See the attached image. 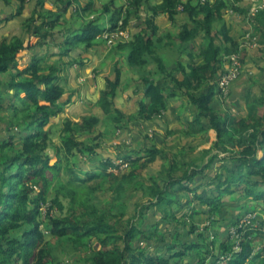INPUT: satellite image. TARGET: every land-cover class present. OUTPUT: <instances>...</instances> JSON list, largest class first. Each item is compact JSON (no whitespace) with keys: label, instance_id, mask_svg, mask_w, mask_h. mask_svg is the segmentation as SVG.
Returning a JSON list of instances; mask_svg holds the SVG:
<instances>
[{"label":"trees","instance_id":"1","mask_svg":"<svg viewBox=\"0 0 264 264\" xmlns=\"http://www.w3.org/2000/svg\"><path fill=\"white\" fill-rule=\"evenodd\" d=\"M5 1L11 3L13 0ZM20 1L22 7L18 14H21L23 5L30 2ZM54 1L57 9L48 10V0H35L32 15L25 19V34L38 39L34 45L42 47L48 43L58 26L67 21L66 14L74 6L72 19L80 15L84 22L90 14L98 15L84 22L82 28L69 29L73 31V39L67 37L70 47L74 40L75 44L90 48L100 34L115 30L121 20L122 28L126 29L131 21H139V32L130 41L119 42L115 46V49L128 51L127 62L132 67L146 68L152 61L157 64V71L145 70L143 75L145 97L149 102H140L136 120L139 124L150 123L163 115L169 98L178 93L177 90H168V80L174 77L178 84L174 87L185 92L198 111L196 120L203 129H214L216 139L213 148L204 150L197 161L182 163L177 155L170 159L162 147L150 144L146 134V142L139 149L119 154L130 162L132 169L115 173L112 170L115 166L113 159H100V140L103 136L102 133L93 134L100 122L99 116H85L79 121L70 118L59 123L52 121L64 112L67 105L63 100L66 91L58 83L55 67L44 63L45 58L38 55L28 65L20 67L19 55L33 47L30 40L21 36L10 41L4 39L0 42V119L5 121V127L1 129L8 135L0 140V264H57L50 247L60 240L73 242L79 249H89L85 264H220V261L223 264H254L257 261L264 264V220L255 222L252 219L250 223H242V215L256 212L264 216V95L249 105L247 118H236L226 111L218 112L212 106L223 69L222 57L242 48L225 22L229 7L240 10L235 4L238 0L234 3L217 0L205 4L200 0H130L127 5L118 6L110 0L101 8L96 7L95 0L84 4L81 0ZM240 11L248 12L246 9ZM181 14L185 22L176 36L181 43L193 42L199 35H204L198 50L202 61L190 64L189 72L185 64L178 63L177 69L186 74L182 81L174 72L172 75L167 72L159 55L163 41L172 37L171 33L159 36L158 25L161 15H168L169 20L175 23ZM104 17H108L109 27H104ZM257 20L260 24L257 23L255 32L262 33L264 37L261 25L264 11L257 16ZM262 44L264 39L260 44L264 52ZM193 52L190 54L193 55ZM241 53L245 55L246 52L242 49ZM155 74H159L160 78L156 79ZM121 77V67L116 64L97 102L116 128L127 127V121L132 120L131 115L115 107ZM204 118L209 121L207 126L202 124ZM14 123L17 127L13 126ZM47 125H50L48 129L45 128ZM55 125L61 130L62 144L49 147L50 129ZM50 148L55 149L59 156L54 164L51 163ZM220 152L230 154L219 159ZM80 155L87 159L99 158L100 168L89 173V181L98 179V182L87 185L82 180L85 185L77 188L72 181L64 182L60 174L63 169L73 171L77 165L75 159ZM168 158L169 164L157 176H151L148 182L143 181L138 189L141 198L149 197V200L136 202L133 209L126 201L118 214L100 209L97 191L112 190L115 199L119 200L128 194V187L140 180L142 170L158 159L163 161ZM216 161V167L212 168ZM198 176L203 177L202 180H197ZM75 177L77 182L81 181L79 176ZM38 186L40 192L36 190ZM51 189L50 196L53 198L46 228L52 240H46L41 215ZM238 193V203L246 209L242 217L231 221V226L237 227L240 235V251L235 249L237 239L229 233L227 238H219L218 226L222 222L218 216L223 206L233 203L223 197L228 195L231 199ZM184 197L188 207L183 206ZM62 198H70L73 203L77 201L81 212L72 210L65 217L51 216L55 207L59 211L64 209ZM249 199L257 203L256 208L246 206ZM196 201L197 205L206 208L205 213L208 214L204 226L195 223L189 213ZM257 207L262 212H258ZM150 213L155 217L159 214L162 223L166 221L167 226L176 225L175 237L157 239L156 235L162 230L160 225L149 224L145 228V223L151 218ZM189 217L191 221H188ZM94 240L101 244L102 248L98 251L90 247ZM154 241L163 242L162 252L150 250ZM223 256L225 260L221 259ZM210 257L216 260L209 263Z\"/></svg>","mask_w":264,"mask_h":264},{"label":"crops","instance_id":"2","mask_svg":"<svg viewBox=\"0 0 264 264\" xmlns=\"http://www.w3.org/2000/svg\"><path fill=\"white\" fill-rule=\"evenodd\" d=\"M81 1L84 4L88 0ZM102 4L104 3L98 0L96 1L97 8H100ZM21 7L20 0H13L11 3L6 2L5 0H0V42L4 39L10 41L16 36L23 35L25 19L32 15L35 9V3L27 2V4L24 5L21 14H18V10ZM74 8L75 6L67 12V21L63 22L64 25L65 23L70 25L72 20L75 21L72 19L75 10ZM46 9H57L55 1L48 0ZM183 16L184 15L181 14L178 19L179 21L175 23L169 21L168 17L166 18V15L158 17V25L160 26L159 36L171 33L172 37L171 39L168 37L163 41L164 44L160 46L159 55L164 62L167 72L170 75L174 72V75L177 76L180 81L185 79L186 74L184 71H179L177 69L178 63L181 62L185 64L187 72L190 71V64L193 62H196L197 64L200 63L202 58L199 56L198 50L204 37V35L201 34L193 42L185 44L181 43L176 36L178 32L181 31L182 25L185 22L182 20L184 18ZM108 20V17H104L106 23L104 27L110 26ZM225 22L229 28L233 29L236 21L225 15ZM75 23L76 24L72 28H80L81 22L75 21ZM217 27H219V24H217ZM58 29L60 30L55 32V35L49 38V42L42 47L34 45L38 42L37 37L27 35L26 39L30 40V44L33 47L32 49L23 51L19 55V64L20 67H24L32 61L35 55H38L45 58L44 63L55 67L56 74L59 77V83L65 88L67 93V97H63L64 101L67 102L65 107L66 117L73 121H79L82 117L92 114L87 110L90 111L92 108L93 110L95 108L98 109V106H95V103H97L100 98L98 96V91L103 90L102 88L107 86V77L113 74L115 65L119 64L122 70L123 79L121 86H123V88L119 89L115 98V103L118 108L131 115L132 121H137L135 126L123 127V139H129L128 136H131V129L136 131L141 130V132L135 131L136 135L133 139L134 143L137 145L136 148L141 147L143 145V138H141L140 133L144 131L142 128V126H144L146 130H154L157 135L163 134V144L158 143V146L163 148V146L168 145L169 142L166 141L164 134L165 131L161 132L160 129L163 125L168 124L170 128L168 132L169 136H175L178 140H183L180 145L177 144V148L183 149L186 146L195 149V151L197 150V156H200L204 150L208 149V142L211 141L212 143L213 140L216 139L215 130L208 129V132L203 131L204 129L200 122L196 120V114L198 111L189 100H186V93L181 92V90L174 87L178 86L174 77L169 78L168 80V86H170L168 90L170 92L177 90L178 93L174 97L169 98L167 110L153 122L139 124V121L136 120V116L140 107V102H149V99L145 97L143 75L146 73L145 70H150L152 72L157 71V64L152 61L149 66L142 69L130 66L127 62L128 51L118 50L115 49V47H108L106 41L100 35L97 37L95 45L90 48H87L82 44H78L80 46L68 47L65 45L66 47H63L62 45L66 42L67 31L66 28L63 27ZM128 31L129 37L126 41H130L133 38V35L139 32V21L135 20L134 22H131L128 26ZM262 47H264V44H262ZM261 50L262 49L245 50L244 70L226 98L225 104L227 108H229L228 110L231 109V111H233L232 114L230 113L231 111L228 112L231 115H235L236 118L245 116L248 112L249 105L257 98H261L264 95V86H262L264 83V52ZM191 52H193V55L190 54ZM154 77L157 79L159 74L158 76L155 74ZM219 101H221L220 98L214 99L215 103H218ZM95 112H99V109ZM61 115H64V113ZM202 124L207 126L209 124L208 119L204 118ZM198 125L200 126L199 129L197 128ZM113 127V129H115V126ZM158 131L160 132L158 133ZM116 138L117 136H113L112 141ZM127 139L125 141H127ZM108 140H111V138ZM125 143L127 142H123L124 146ZM186 143H189V145ZM198 143H200L199 147L196 145ZM113 144L115 145V142ZM102 146L103 145H101V148ZM105 151L107 152V150ZM170 151H166L167 154H169ZM101 153L102 152L100 151V154ZM123 153H125V151H123ZM172 156H174V153H172ZM172 156L169 154L170 159ZM207 160L208 156L205 157V162H207ZM199 162H201V160ZM202 178L203 177L198 176L197 180H202ZM256 219L255 222H258V219Z\"/></svg>","mask_w":264,"mask_h":264},{"label":"rangeland","instance_id":"3","mask_svg":"<svg viewBox=\"0 0 264 264\" xmlns=\"http://www.w3.org/2000/svg\"><path fill=\"white\" fill-rule=\"evenodd\" d=\"M27 1V0H26ZM35 0H30L31 3H35L34 2ZM54 1V0H52ZM97 1V0H96ZM98 1H101L103 2L104 4H107L109 3L110 0H98ZM115 1V4L117 5H127L128 1L129 0H114ZM229 1V0H228ZM153 2V1H152ZM235 2V0H234ZM233 2V3H234ZM236 6L238 8H240V10H248V12L245 14L243 13L242 11L240 10H235V8L233 7H229L227 10H226V14L227 16L231 17L233 20H235V24L233 26V29L230 28V33L232 34V36L234 37V39L239 43V46H241V50L243 49L244 51L246 49L248 50H260V44H261V40L264 39L262 33L260 35H257V44L255 47H247L245 45H247L245 42V37L248 35V34H252L254 35V32H255V27L257 26V23L260 24V22L257 20V16L262 12L264 11V9H262L260 12H258L257 14H252L251 12V9L253 8V6L255 5V0H238L235 2ZM22 5V3H21ZM117 5V6H118ZM103 7V4L100 6V8ZM126 7V6H125ZM23 8H24V5H23ZM77 8V7H76ZM233 9L234 13L232 14L231 12H229V10ZM77 14V13H76ZM98 13H92L90 14V17L89 18H85L84 19V22L88 21L90 18H93V17H97ZM168 17V15H166V18ZM82 18V17H81ZM80 18V15H75L74 16V20L76 22H81L80 23V27L82 28V25H83V21L81 20ZM169 19V17H168ZM75 21L72 20L71 24H66L65 25L63 24L62 26H58V28L60 27H63V28H66V31H69L70 28H72L76 23ZM135 21V20H134ZM134 21H131V22H134ZM171 21V20H169ZM63 22H66V21H63ZM121 22V21H120ZM177 24V23H176ZM262 25V31L264 30V21L261 23ZM65 26V27H64ZM56 29V32L59 31L60 29ZM261 31V32H262ZM72 32L69 31V33L66 35V42L64 45H62L63 47L65 45H67L68 47H70V45L67 43V37L70 36L71 38L73 37L72 36ZM180 33V32H178ZM256 33V32H255ZM257 34V33H256ZM26 34H25V31H23V35H21V37L23 38H26ZM73 39V38H72ZM105 40V39H104ZM106 41V40H105ZM72 43V46H80L78 44H75L76 41L72 40L71 41ZM106 44L108 47H115L116 45H109L108 42L106 41ZM71 46V47H72ZM66 47V46H65ZM241 50L238 51L239 54H241L242 58H243V68H242V71H241V74L244 70V58L243 57L244 55L241 53ZM223 58V61L225 60V56L222 57ZM225 69L226 67L224 66V63H223V69L222 71L220 72L219 75H222L224 72H225ZM114 71V70H113ZM241 76V75H240ZM239 76V78H240ZM239 78L235 81L237 82L239 80ZM122 79L123 77H121V84H122ZM219 80V79H218ZM235 82L232 84L231 86V89L233 88V85L235 84ZM59 83V81H58ZM120 84V88L122 89L123 86H121ZM264 84V83H263ZM262 84V86H264ZM206 86V85H205ZM107 86H105L106 88ZM104 89V88H102ZM231 89H230V92H231ZM66 91V90H65ZM99 94L98 96L100 97L101 96V91H98ZM168 93V92H166ZM67 93L65 92L64 96L67 97L66 95ZM220 96V97H219ZM64 97V98H66ZM186 100H189V96L186 94ZM259 97V96H258ZM218 99L220 98L221 101H219L218 103H215L213 102L212 103V106L213 108H215V110H217L218 112H228V111H231L228 110L229 108H227L226 104H225V101H226V98L227 96H223L220 92V85L219 83H217V88H216V93H215V97L214 99ZM258 99V98H257ZM256 99V100H257ZM260 99V98H259ZM64 100V99H63ZM99 100V99H98ZM98 102V101H97ZM115 102V100H114ZM95 106H98L97 103H95ZM115 107H117L116 103H115ZM99 109V112H95V111H98ZM98 109L95 108L93 110H87L88 112H91L92 114L91 115H96V116H99L100 118V122L97 124V126L95 127V131L93 132V134H98V133H102V136H104L103 138H101V142H102V148H101V155H100V159L101 158H104V157H110L111 159L114 160V163H119L120 160H124L122 159L121 156H119L120 153H122L123 151H130V149H139V148H136L137 145L134 143V137L136 135V132H141V130H133L131 129L130 131V134L131 136H128L129 139L127 138H124L123 139V135H122V130H123V127H118L115 129H113L115 126V124L113 123V121L108 117V115H105L102 111V109L98 106ZM120 109V108H118ZM260 110H262V106L259 107ZM121 110V109H120ZM166 111V110H165ZM233 111H231L230 113L232 114ZM64 115H60L58 118H56V123H59L60 120H63L65 118H68L66 117L67 115L65 114V110H64ZM98 113V114H97ZM62 114V113H61ZM248 114H249V111L245 114V116L241 117V118H247L248 117ZM90 116V115H89ZM232 116H235V115H232ZM83 118V117H82ZM135 121V120H133ZM131 120L130 121H127V124L126 126H129V127H132V126H135V122H133ZM4 120L0 119V140L3 139L4 137H6V135H8V132L1 129L2 127H5V124H4ZM185 124V123H184ZM13 126L17 127V124L14 123ZM50 127V125H47L45 128L48 129ZM178 127V126H177ZM197 127V126H196ZM199 125H198V129H199ZM126 128V127H125ZM142 128L144 129V131L141 134V138L142 139V143L144 145V142H146L145 140V135L148 134L150 140V144H163L162 142V137H163V134H160V135H157V133L154 131V130H149L142 126ZM179 128V127H178ZM103 129V130H102ZM212 129V128H211ZM170 128H169V125L168 124H165L162 126V128L160 129V131H165V137H166V141H168V145H164L163 146V149L166 151H171L169 152V154L172 156V153L176 154L177 155V159L178 161L180 162H192V160H196L197 159V150L195 151V149H192V148H188V147H184L183 149H180V148H177V144H181L182 143V139H177V137H173V136H169L168 132H169ZM214 130V129H212ZM136 131V132H135ZM158 131V133L160 132ZM203 131H207L208 132V129L207 130H203ZM50 132H51V138L49 139L48 141V144H49V147L51 145H57V146H60L62 144L61 142V130L58 126H53L51 129H50ZM129 134V135H130ZM162 135V136H161ZM113 136H117L116 139H114L113 141L115 142V145L113 144L114 142L112 141V137ZM109 138H111V140H108ZM127 139V141H125ZM116 140H119V141H116ZM189 141V140H188ZM195 141V140H194ZM193 141V142H194ZM214 141L211 143L208 142V149H211L213 148V145H214ZM123 142H127L125 143V146L123 145ZM133 142V144H132ZM128 146H127V145ZM187 145H189V143H186ZM198 147L200 145V143L196 144ZM107 150V152L105 151ZM207 150V149H206ZM165 151V152H166ZM49 153L51 154L52 156V164H54L58 159H59V156L56 154L55 152V149H52L50 148L49 150ZM167 153V152H166ZM228 154H230V152H220V158L219 159H222L226 156H228ZM63 157V156H62ZM82 155H80L78 158L75 159V162H76V166L73 168V171H66L63 169V171L61 172L60 174V178L64 181V182H68V181H72L73 182V185L75 187H82L84 186L85 184L87 185H90V184H93L95 182H98V179H96V181H89V173L90 172H93L94 170L100 168V162H99V158H88L83 156L82 158ZM173 158V156H172ZM197 161V160H196ZM221 161V160H220ZM219 161V162H220ZM63 162L64 161V158H63ZM170 160L167 159V160H163L161 161L160 159H158L156 162H154L153 164H151L148 168L142 170L141 172V178H139L140 180H138L136 183H134L133 185H131L130 187H128V194L119 199V200H116L115 199V193L111 190H108V189H104V190H99L97 191V203L99 204L100 206V209H107L109 210L110 214H118L119 213V210L121 209V205L124 203V202H128V204L131 206V209L134 208V205L136 202H140V201H144V200H149L150 198L147 197L145 199H142L141 198V192L138 191V189L142 186L143 184V181L144 182H148L147 180H149V178L151 176H157L158 172L165 166H167L169 164ZM218 161L214 162V164L212 165V168H215L216 167V164H217ZM222 162V161H221ZM220 162V163H221ZM123 164V162H122ZM124 164H128L127 166L124 167V169L118 167L116 164L114 166V168H112V170L115 172V173H119V172H128L132 169V165L130 164V162L128 160H125L124 161ZM153 169V170H150ZM187 168V167H186ZM211 168V169H212ZM179 174L181 175L182 174V171L179 172ZM75 176H79L81 178V181L77 182L75 180ZM82 180H84L83 182H86L85 184H83ZM109 185V184H107ZM37 192H40V187L38 186L37 187ZM52 189L49 191V194H48V199H47V203H45L43 205V208H42V215H41V220H42V225L41 227L44 228V232H45V238L46 240H52V235L51 233L49 232V230L46 228V224L48 222V210H49V207L51 206V203H52V198L50 196V194L52 193ZM239 197V193L235 195L234 198L226 195L223 197V199L225 200H228L229 201H233V203H228V204H225L223 206V210L220 212L218 218H220L222 220V222H219L218 226L220 227L219 231L221 232L219 234V238H227L228 236V233L232 230V226H231V221H236V219L242 215L243 212H245V208H242L241 205L238 203V198ZM183 206H189L187 200H186V197L183 198ZM142 201V202H143ZM246 201V199H245ZM62 202L64 204V209L61 211L58 210L57 207H55L52 211H51V216L52 215H55V216H58V217H65L67 215H70L71 214V211L72 210H75V211H78V212H81V206H78V202L76 201L75 203H73L71 201L70 198H62ZM243 202V201H242ZM197 201L196 203H194V207L193 209L189 210V213L193 216V219H194V222L197 223V224H200L201 226H204L205 224H207L206 220H207V217H208V214L205 213L206 212V208L204 207H200L199 205H197ZM257 203L253 202L251 199L247 200L246 202V206L248 208H256L255 205ZM124 205V204H123ZM186 209V208H185ZM184 209V210H185ZM257 211L258 212H262V210L260 208L257 207ZM151 212V211H150ZM169 213V211H168ZM256 213V212H254ZM151 214V218L147 220V222L145 223V228H148L147 226L149 224H152L153 226H156V225H160V227L162 228L161 232H159L158 235H156L157 239L158 238H171V237H175L174 235L175 234V226L174 224H169V226H167L168 224L166 223V221H164L162 223V218L160 217V215L158 214L156 217L155 215H152ZM249 214H246V215H242L243 217L245 216H248ZM241 216V217H242ZM128 218V215L127 217ZM246 219V217L244 218ZM257 219H258V222L261 221V220H264V216L263 214H258L257 215ZM256 219V220H257ZM192 218L189 217L188 221H191ZM183 221V220H182ZM144 223V222H143ZM123 224V223H122ZM151 225V226H152ZM178 226V225H177ZM123 227V226H122ZM182 227V225H181ZM256 227H259L256 225ZM211 234H212V231L210 230ZM212 237V235H211ZM218 237V236H217ZM220 240V239H219ZM209 241H211V239H209ZM161 243L163 242H152L151 246H150V250L152 251H159L162 252V249H161ZM146 244V243H145ZM143 242H141V245H144L146 246ZM90 247L93 249V250H100L102 247H101V244L94 240L93 242L90 243ZM50 250L52 252V256L54 257V259L56 260L57 264H85V261L84 259L86 258V256L90 253V250L89 249H85V248H81L79 249L76 245H74L73 242H65V241H55L51 247H50ZM216 252V251H215ZM220 255H222L221 253H219V257H221ZM216 260L215 258H212L210 257L208 259V262H212ZM220 264H223V263H220ZM254 264H261L259 263L258 261L255 262Z\"/></svg>","mask_w":264,"mask_h":264},{"label":"built area","instance_id":"4","mask_svg":"<svg viewBox=\"0 0 264 264\" xmlns=\"http://www.w3.org/2000/svg\"><path fill=\"white\" fill-rule=\"evenodd\" d=\"M130 1V0H129ZM217 0H200L201 3L205 4L207 2H215ZM231 2H234V0H229ZM262 9H264V0H255V5L253 6V8L251 9L252 14H257L258 12H260ZM180 10H183V7H180ZM229 12H231L232 14L234 13L233 9L229 10ZM123 26V21L121 20V22H119V26L115 29V30H106L102 33V37L103 39H105L109 45H116L119 42H124L128 39L129 37V31H128V27L126 28H122ZM257 35L254 32V35L252 34H248L245 37V42H247L245 46L247 47H255L257 44ZM224 66L226 67L225 72L220 76L218 83L220 85V92L223 96H228L230 93V89L232 84L239 78V76L241 75V71L243 68V58L241 56V54H239L238 52L230 54L225 56V60H224ZM125 160H120L119 163H115L118 167H120L121 169L125 166H127L128 164H124ZM123 162V164H122ZM246 217V219H244ZM242 219V223L246 224V223H250L252 219H256L257 218V213H253V214H249L248 216H245ZM241 226V225H240ZM229 234L232 236L233 239H237V243L235 246V249L237 251L241 250V246H240V240L239 238V234L237 232V227L232 226V230L229 232ZM222 260H225L226 257H222ZM223 261H220V263Z\"/></svg>","mask_w":264,"mask_h":264},{"label":"clouds","instance_id":"5","mask_svg":"<svg viewBox=\"0 0 264 264\" xmlns=\"http://www.w3.org/2000/svg\"><path fill=\"white\" fill-rule=\"evenodd\" d=\"M100 36H102V34H100Z\"/></svg>","mask_w":264,"mask_h":264},{"label":"water","instance_id":"6","mask_svg":"<svg viewBox=\"0 0 264 264\" xmlns=\"http://www.w3.org/2000/svg\"><path fill=\"white\" fill-rule=\"evenodd\" d=\"M52 121H56V120H52Z\"/></svg>","mask_w":264,"mask_h":264}]
</instances>
